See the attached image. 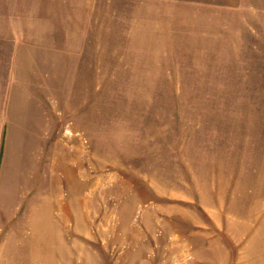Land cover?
<instances>
[{
	"label": "rangeland",
	"instance_id": "1",
	"mask_svg": "<svg viewBox=\"0 0 264 264\" xmlns=\"http://www.w3.org/2000/svg\"><path fill=\"white\" fill-rule=\"evenodd\" d=\"M4 114L0 264H264V0H0Z\"/></svg>",
	"mask_w": 264,
	"mask_h": 264
},
{
	"label": "crops",
	"instance_id": "2",
	"mask_svg": "<svg viewBox=\"0 0 264 264\" xmlns=\"http://www.w3.org/2000/svg\"><path fill=\"white\" fill-rule=\"evenodd\" d=\"M10 103L11 101L9 100L6 104H10ZM4 115L6 116V119ZM4 115L0 117V132H13L14 129L11 125L10 117H8L7 114H4ZM31 124L32 126L30 127V129H28L30 124L24 121V124L20 132H38L37 124L35 122H31Z\"/></svg>",
	"mask_w": 264,
	"mask_h": 264
}]
</instances>
